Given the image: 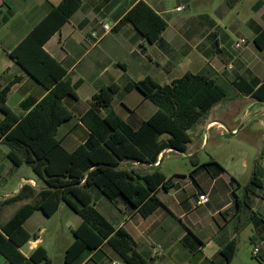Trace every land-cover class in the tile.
Returning a JSON list of instances; mask_svg holds the SVG:
<instances>
[{"label":"crops","instance_id":"1","mask_svg":"<svg viewBox=\"0 0 264 264\" xmlns=\"http://www.w3.org/2000/svg\"><path fill=\"white\" fill-rule=\"evenodd\" d=\"M60 1L0 0V84L5 87L18 78L6 98V105L18 116L31 111L47 90L9 53ZM137 1L80 0L79 9L44 44L45 51L66 69L76 94L63 99L72 118L58 127L56 136L69 152L84 144L89 131L82 118L93 107V96L117 82L121 87L112 108L133 130L155 116L158 107L153 102L137 89L124 88V74L134 82L152 78L159 85H169L188 72L216 79L225 86L227 96L189 131L191 141L185 152L165 150L153 167L121 164L142 174L156 167L163 173L169 186L157 193L162 206L143 217L120 196L110 200L94 193L95 208L114 228L127 232L149 264H224L221 252L231 243L235 251L230 264H264V128L252 121L226 139L223 127L235 130L259 104L239 93L235 83L243 80L254 89L264 84V44L256 43L264 30V0H141L167 24L154 43L130 23L115 30ZM178 7L184 9L177 12ZM251 127L255 135L241 136ZM9 151L0 141V187L15 170ZM24 185L30 187L29 197L8 202ZM42 189L43 183L33 173L20 176L14 191L1 190L0 226ZM202 194L208 202L198 205ZM14 204L18 205L15 211L5 214ZM53 217L62 219L51 229L48 224ZM81 221L65 203L51 217L34 212L24 229L35 237L26 243L27 251L22 250L26 244L20 248L21 253L28 258L42 246L53 264L49 247L61 241L66 231L70 239L61 242V261L67 264L65 252ZM119 263L123 264L122 259L103 244L69 264ZM0 264L10 263L0 255Z\"/></svg>","mask_w":264,"mask_h":264},{"label":"trees","instance_id":"2","mask_svg":"<svg viewBox=\"0 0 264 264\" xmlns=\"http://www.w3.org/2000/svg\"><path fill=\"white\" fill-rule=\"evenodd\" d=\"M80 4V0H61L9 53L47 90L46 96L25 116H18L6 105L10 87L18 78L5 87L0 84V141L9 147L7 157L14 167L29 166L44 185L31 203L24 204L0 226V255L10 264H51L42 246L28 258L21 253L20 248L35 237L24 229V223L36 211L46 217L53 216L62 203L82 220L73 231L74 242L65 252L67 264L84 251L96 250L103 244H107L123 264H149L138 253L127 232L114 228L99 213L93 194L110 200L120 196L143 217L150 215L162 206L157 193L168 189V180L157 167L142 174L121 164L136 162L153 167L165 150L185 152L191 141L189 131L227 96L225 86L201 73H185L169 85H159L152 78L134 82L124 74V88L140 91L158 107L157 114L139 130H133L112 108L121 87L119 82L113 83L93 96V107L82 118L89 131L87 141L74 151H67L56 134L58 127L72 118L63 99L75 98L76 94L71 80L66 77V69L45 51L44 44ZM123 23L132 24L150 43L157 41L167 27L164 19L141 0L115 30ZM256 43L264 44V30ZM235 88L264 102V84L254 89L239 80ZM165 135L168 137L164 138ZM28 190L30 187L24 185L8 202L26 200ZM234 251V243L222 250L224 264L231 263Z\"/></svg>","mask_w":264,"mask_h":264},{"label":"rangeland","instance_id":"3","mask_svg":"<svg viewBox=\"0 0 264 264\" xmlns=\"http://www.w3.org/2000/svg\"><path fill=\"white\" fill-rule=\"evenodd\" d=\"M193 10L195 11V8ZM252 126L255 127V125H252ZM254 127L250 128V130H252V131H249V128L244 130V131H242L241 136L242 135H247V136L250 135V137H251V136L255 135L256 129L254 130ZM190 132H192V130H190ZM258 135L259 136L262 135L260 130L258 131ZM234 140H236V139H233V142H234ZM262 141L264 142L263 136H262ZM14 169L15 170H14L13 175L11 176V178H7V181L4 182L3 185L0 187V191L1 190L10 191V192L14 191V189L16 187V183H17V181H18L20 176L30 177L33 174L32 171H31V168L29 166L25 165V164L22 165L20 167V169H17V167H14ZM17 207H18L17 204L12 205L11 207H9L7 209V212L5 214L9 215V214L13 213ZM66 210L70 212L69 209H66ZM60 219H62V217H53L52 219L49 220L48 226L51 229H53L54 226L58 223V221ZM65 239L66 240L70 239V235L66 231H64V237H63V239H61V241L53 242L51 244V246L49 247V255L52 258L53 264H62V261H61V259H62V254H61L62 243L61 242H63ZM27 249H28V245L26 244L22 248V250L25 252V251H27Z\"/></svg>","mask_w":264,"mask_h":264},{"label":"water","instance_id":"4","mask_svg":"<svg viewBox=\"0 0 264 264\" xmlns=\"http://www.w3.org/2000/svg\"><path fill=\"white\" fill-rule=\"evenodd\" d=\"M252 121L260 122L262 127L264 128V102L259 101L256 111L246 116L235 130L232 131L227 129L225 126H223L224 138L228 139L236 136L241 129H243L246 125H248Z\"/></svg>","mask_w":264,"mask_h":264},{"label":"built area","instance_id":"5","mask_svg":"<svg viewBox=\"0 0 264 264\" xmlns=\"http://www.w3.org/2000/svg\"><path fill=\"white\" fill-rule=\"evenodd\" d=\"M183 9H184V7H178V8H176V11H177V12H180V11H182ZM104 29L107 30L108 27L105 25V26H104ZM242 43H243V41H241V42L235 44V47H236V48H239V47L242 45ZM207 202H208V197H207L206 194H202V195H200V196L198 197V201H197V204H198V205H202V204H205V203H207ZM258 251H259V250L256 248V249L254 250V252H253V255H254V256H257ZM119 264H120V263H119Z\"/></svg>","mask_w":264,"mask_h":264}]
</instances>
